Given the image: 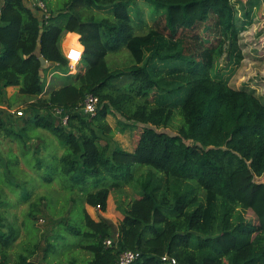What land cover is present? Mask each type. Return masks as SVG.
Wrapping results in <instances>:
<instances>
[{"label":"trees","instance_id":"trees-1","mask_svg":"<svg viewBox=\"0 0 264 264\" xmlns=\"http://www.w3.org/2000/svg\"><path fill=\"white\" fill-rule=\"evenodd\" d=\"M40 1L44 13L26 0L0 7V110L19 101L28 117L19 132L0 123V135L20 148L19 157H0V264L13 248L17 264H59L54 253L67 237L84 254L80 262L67 256L68 264H116L125 251L136 254L130 264H169L164 256L175 264H264V101L253 90H232L214 66L224 43L227 58L241 57L247 13L234 0ZM68 33L83 46L80 72L43 96L48 67L42 71L39 58L68 72L61 49ZM122 49L130 65L112 68L107 57ZM9 87L18 100L7 97ZM87 94L98 100L92 117L79 110ZM57 111L65 125L46 116ZM174 111L177 134L159 131ZM29 125L58 148L37 157L24 133ZM127 126H141L131 151L114 141ZM20 162L43 186L63 190L61 207L35 193V180L21 181L28 173ZM133 166L143 171L115 180ZM130 181L139 193L124 201L117 224L89 215L85 205L105 212L111 189ZM20 205L21 225L10 211ZM21 228L27 238L16 244Z\"/></svg>","mask_w":264,"mask_h":264},{"label":"rangeland","instance_id":"rangeland-1","mask_svg":"<svg viewBox=\"0 0 264 264\" xmlns=\"http://www.w3.org/2000/svg\"><path fill=\"white\" fill-rule=\"evenodd\" d=\"M236 3L239 4V9L241 13H247L248 18H241L246 21L244 25V30L241 31L239 40H238V52L240 53V58L237 61V58L229 59L227 58V44L224 43L218 49V52L215 56L214 66L221 69V73L223 74L224 78L227 80L229 86L232 90L240 92L243 88L247 90H253L257 97L261 98L264 101V0H234ZM139 9L142 11L143 18L146 20L148 25H151V20L149 19L148 11L149 9L143 4V2L138 3ZM237 6V4H236ZM134 14V12H132ZM241 17L242 14H241ZM144 30H135V33L144 34L146 32V28ZM67 34L63 36L61 40V48L63 46L64 40L66 39ZM71 38V36H70ZM67 46L66 50L68 51L69 48H77L80 45L79 39H76V43L74 39H67ZM72 42V45L69 43ZM83 52V51H82ZM65 53V52H64ZM63 53V54H64ZM109 65L112 68L116 69H123L130 65V58L128 53L122 49L120 52L116 54H110L107 59ZM79 67H81L80 62L76 66V68L69 72H63L62 70H57L56 66L49 69L45 75V87L43 96H46L53 88H58L63 84H58L52 82L53 76L56 78L60 77L65 79L70 74H75L80 72ZM59 71L61 75H58L57 72ZM52 77V78H51ZM60 78L58 79L60 81ZM51 81V82H50ZM15 96V94H14ZM14 96L12 99H14ZM25 100V99H24ZM12 107L9 109L8 106H4L2 110H0V123L7 128H11L14 131H18L24 125H27L28 117L26 115V109L24 105L21 103L14 102L13 100L10 102ZM21 112L22 115H17V112ZM18 112V113H19ZM52 121L56 123H60L61 120L59 119V115L56 113H50L46 115ZM21 117V118H20ZM115 118H108L110 125L115 128L116 121ZM181 125V118L177 111H174L170 122L167 128H162L159 131L165 132L169 135H175L178 132V128ZM141 126H127L123 133H116L114 134V141L115 143L121 147L122 149L131 151L135 145V141L138 138V134L140 132ZM25 135L30 136L28 143L31 145L37 144L38 145V154L37 157L44 156L47 151H53L54 146L56 148L55 139L46 131L42 129H34L31 125L25 129ZM186 144L191 145L190 142H186ZM46 145V149H44ZM35 146L32 147V151H35ZM57 154H60L61 151H56ZM12 155L18 156L20 155V148L18 146V142L16 140L11 141L10 138H4L3 135H0V157L1 159H8ZM19 167L22 170H25L28 175L21 179V181L30 182V180H35L32 183H29V186H33L36 194L45 195L48 198H52L53 203L55 199L57 200L58 206L61 207L60 202L63 201V190L53 183L49 187L43 186L42 181L37 180L35 172L29 171L25 165L20 162ZM143 170L140 166H133L124 168L121 172L116 176V181H121L122 183L128 179H132L137 177ZM132 181V180H131ZM129 184L124 183L120 187H116L111 189L110 194L108 196L107 201V209L105 212H100L95 208L89 207L85 205V208L89 215L94 219L98 220L99 217H104L106 219L111 220L113 223L117 224L122 219L121 209L120 207L124 206V201L132 200L139 192L135 191L132 188V182ZM120 182V183H121ZM47 187V188H46ZM7 198H14L15 196L8 192V189H4ZM74 197V196H72ZM121 204V206H120ZM26 207V205H20L18 207L12 208L10 211L12 213H16L18 216L17 222L21 225L23 222V214L22 211ZM246 217L250 216L248 212ZM80 218V214H79ZM43 220H39L37 223V227H40L41 222ZM27 234L24 232V229L21 228L20 238L16 241L18 244L22 239H26ZM75 241L73 237H67L66 240L61 241L57 244L56 252L54 253V257L58 260L59 264H68L66 263L67 256L69 257V261L74 259L77 262L78 255L82 254L79 251H73L67 245L71 244ZM16 248H13L7 255L6 260L7 264H17V255H16ZM65 252H68V255H65ZM84 255V254H82ZM85 262V261H84ZM56 263V262H54ZM84 264V263H83Z\"/></svg>","mask_w":264,"mask_h":264},{"label":"built area","instance_id":"built-area-1","mask_svg":"<svg viewBox=\"0 0 264 264\" xmlns=\"http://www.w3.org/2000/svg\"><path fill=\"white\" fill-rule=\"evenodd\" d=\"M26 3L29 4L31 7H33L34 9H36L37 11H39L40 13L45 12L44 5L40 0H26ZM76 50H78V49L77 48H69L68 51L64 53L65 58L69 62V71L74 70L81 60L82 52L80 54V58L74 64L71 62V60L69 58V54L73 51H76ZM97 103H98V100L96 97H94L92 94H87L85 96L83 102L79 105V110L83 114L92 117L96 113ZM18 112H17L18 116L22 115L21 114L22 111L19 113ZM56 114L60 115L59 117L61 120V124L65 125L66 121H67V117L65 115H62V113H60L59 111H57ZM106 242H107L106 243L107 246H109V245H111L112 240L107 239ZM135 258H136V254L134 252L125 251L119 255L116 264H130L135 260ZM161 260L164 262H169V264H175V260L169 259L167 256L162 257Z\"/></svg>","mask_w":264,"mask_h":264},{"label":"crops","instance_id":"crops-1","mask_svg":"<svg viewBox=\"0 0 264 264\" xmlns=\"http://www.w3.org/2000/svg\"><path fill=\"white\" fill-rule=\"evenodd\" d=\"M2 0H0V7L2 6ZM70 36H77V39H79V36L78 35H76V34H73V33H68L67 34V37H66V39L64 40V43H63V46H62V52L64 53V52H66V46H67V39H69V37ZM69 43L72 45V42L71 41H69ZM79 43V42H78ZM47 67H48V71H49V69H51L52 67H54V65H48L47 64ZM79 69H81L80 67H79ZM57 70H61V69H57ZM57 72V74L58 75H61V74H59L60 72ZM52 78V77H51ZM60 77H58V78H56L55 76H53V80H52V82H55V83H58V84H64L65 82H66V78L65 79H62V78H60V81L58 80ZM51 82V81H50ZM53 89H55V88H53ZM6 92H7V97L8 98H12L13 96H14V94H15V96H14V99L15 100H18L17 99V95H16V93H17V88H13V87H9V88H7L6 89ZM1 109H3V107H1ZM116 123H117V120L115 121ZM125 150V149H124Z\"/></svg>","mask_w":264,"mask_h":264},{"label":"clouds","instance_id":"clouds-1","mask_svg":"<svg viewBox=\"0 0 264 264\" xmlns=\"http://www.w3.org/2000/svg\"><path fill=\"white\" fill-rule=\"evenodd\" d=\"M82 51H83V46L78 45V50L73 51L69 54V58L73 64L80 58V54Z\"/></svg>","mask_w":264,"mask_h":264},{"label":"water","instance_id":"water-1","mask_svg":"<svg viewBox=\"0 0 264 264\" xmlns=\"http://www.w3.org/2000/svg\"><path fill=\"white\" fill-rule=\"evenodd\" d=\"M39 60H40V63H41V69L43 71V70H45L47 68V62L44 61V59L42 57H40ZM42 71H40V76L41 77L43 76V72Z\"/></svg>","mask_w":264,"mask_h":264}]
</instances>
